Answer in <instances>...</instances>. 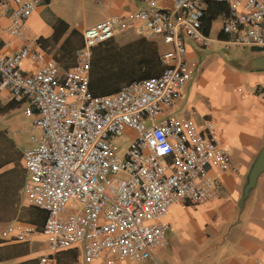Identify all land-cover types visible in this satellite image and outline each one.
<instances>
[{
    "label": "built area",
    "instance_id": "1",
    "mask_svg": "<svg viewBox=\"0 0 264 264\" xmlns=\"http://www.w3.org/2000/svg\"><path fill=\"white\" fill-rule=\"evenodd\" d=\"M209 1L228 4L222 31L232 44L264 48V0H141L127 15H112L84 29L73 64L62 70L46 49L0 43V90L27 101L36 129L21 151L26 204L46 210L42 227L8 223L2 236L30 242L42 234L48 251L39 264H57L60 252L80 248L86 261H145L167 243L174 203L199 204L221 195L212 168L238 171L213 122L201 128L187 112L172 113L194 77L186 40L211 38L203 17ZM39 0H0L6 32L22 37ZM133 29L161 37L160 73L121 85L112 93L90 88L93 47ZM36 61L34 70L26 60ZM126 136L127 145L119 138ZM2 172L0 168V173ZM254 264H264L257 257Z\"/></svg>",
    "mask_w": 264,
    "mask_h": 264
},
{
    "label": "crops",
    "instance_id": "2",
    "mask_svg": "<svg viewBox=\"0 0 264 264\" xmlns=\"http://www.w3.org/2000/svg\"><path fill=\"white\" fill-rule=\"evenodd\" d=\"M211 4L216 17L209 31H205L211 42L199 46L186 40L194 77L184 87L171 112L191 114L201 128L213 122L238 171L212 168L211 173L219 181L220 197L199 204L174 203L175 208L172 205L167 215L170 222L167 243L155 250L154 257L140 262L125 259L116 264H254L257 257L264 258V170L243 198L249 172L264 145V68L255 67L251 62L264 54V48L243 45L251 48V52L242 56L221 55L218 51L229 39L222 31L229 7L225 2L215 1H209L207 7ZM140 6L141 0H39L22 37H11L5 30L9 16H0V43L10 39V50L26 43L44 48L56 57L61 69L66 70L84 43L86 27L112 15H127ZM131 30L115 37L121 36L130 40V45L136 44L132 55L139 59L140 67L146 69L143 64H149L148 47L139 43L147 39ZM150 42L153 43L152 52L165 51L163 47L167 44L161 37ZM234 45L241 44H232L228 49ZM25 64L30 70L38 66L36 61L29 59ZM162 68L158 60L150 67L152 75L160 73ZM0 96L10 100L6 89L0 90ZM12 162L0 160V264H39L40 256L48 251L42 234L33 241L21 242L7 239L1 233L14 221H28L42 227L46 216L40 215L33 220L35 215H26V211L20 215L26 170L25 177L22 174L20 179H13ZM176 209H182L184 215H173ZM243 215L247 218L241 224ZM258 249H261L260 254H255ZM252 252L246 262L239 259L240 255L248 256ZM84 260L80 248H67L60 252L57 264H106L102 260Z\"/></svg>",
    "mask_w": 264,
    "mask_h": 264
},
{
    "label": "rangeland",
    "instance_id": "3",
    "mask_svg": "<svg viewBox=\"0 0 264 264\" xmlns=\"http://www.w3.org/2000/svg\"><path fill=\"white\" fill-rule=\"evenodd\" d=\"M131 31L134 30L132 29ZM145 39L147 40H142L143 42L139 43V45L143 47L147 46L148 50L152 52L151 47H153V43L150 41L153 38ZM129 41L122 39L121 36H117L93 47L90 88L95 93L114 92L120 84L125 83L131 77L139 76L140 73L145 72L146 69L140 67L141 65L138 63L139 59L132 55L135 52L136 47L134 46L136 44L130 45L128 43ZM166 44L167 46L163 47L165 50L170 47V44ZM130 50H132V53ZM161 52L163 50L158 52L160 53L158 54L159 57ZM218 52L223 56H233V54L242 56L251 52V48L243 45H234L228 49L223 45ZM249 56L252 58L251 55ZM26 104L27 101L17 102L3 97L0 98V160L13 161L11 163L12 166L14 165L15 170L13 179H20L23 175L25 177V167L22 161L21 151L29 144L31 135L36 132L32 124V118L25 112ZM118 141L122 143L123 147L128 142L126 136L119 138ZM23 207L25 210L21 211V215H24L25 211L27 212L26 215H30V209L34 206H28L24 198ZM173 215L182 216L184 215L183 210L176 209ZM246 218L247 215H243L241 224ZM260 252L261 249H258L255 251V254H260ZM252 255L253 252L249 253L248 256L240 255L239 259L242 262H246Z\"/></svg>",
    "mask_w": 264,
    "mask_h": 264
},
{
    "label": "trees",
    "instance_id": "4",
    "mask_svg": "<svg viewBox=\"0 0 264 264\" xmlns=\"http://www.w3.org/2000/svg\"><path fill=\"white\" fill-rule=\"evenodd\" d=\"M215 2H220V1H215ZM216 17V14L215 12L212 10V4L209 5L207 8H206V11H205V15L203 17V25H204V29L206 32L209 31V29L211 28V25H212V22L213 20L215 19ZM153 47H151L152 49ZM159 60V55L157 52H151L148 50V59H147V63H149L147 66H145L143 64V66L146 68L145 72L143 75H141V77H148V76H151L152 73H151V69L150 67L151 66H154ZM139 77V78H141ZM132 79H130L131 81ZM94 92V91H93ZM23 207H21V211ZM32 211H30V215H35V218L33 217V220H37L39 219L40 215H46V210L43 209V208H40V207H32ZM21 215V214H20ZM37 218V219H36Z\"/></svg>",
    "mask_w": 264,
    "mask_h": 264
},
{
    "label": "water",
    "instance_id": "5",
    "mask_svg": "<svg viewBox=\"0 0 264 264\" xmlns=\"http://www.w3.org/2000/svg\"><path fill=\"white\" fill-rule=\"evenodd\" d=\"M251 62L255 67L264 68V54L253 58ZM263 170H264V145L249 172L248 181L245 185L243 192L244 194L243 198L245 197V195L248 194L250 188L256 184L257 178Z\"/></svg>",
    "mask_w": 264,
    "mask_h": 264
}]
</instances>
